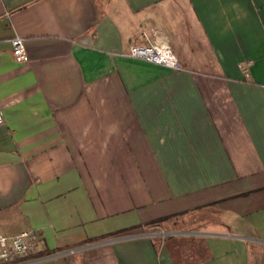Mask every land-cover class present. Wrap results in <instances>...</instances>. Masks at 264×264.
I'll return each mask as SVG.
<instances>
[{
    "label": "crops",
    "instance_id": "obj_1",
    "mask_svg": "<svg viewBox=\"0 0 264 264\" xmlns=\"http://www.w3.org/2000/svg\"><path fill=\"white\" fill-rule=\"evenodd\" d=\"M0 108L17 264H264V0H0Z\"/></svg>",
    "mask_w": 264,
    "mask_h": 264
},
{
    "label": "built area",
    "instance_id": "obj_2",
    "mask_svg": "<svg viewBox=\"0 0 264 264\" xmlns=\"http://www.w3.org/2000/svg\"><path fill=\"white\" fill-rule=\"evenodd\" d=\"M11 52L18 62L27 60V54L23 45V39L15 36L10 39ZM126 55L141 58L150 62L164 65L169 68H179V62L171 47L165 40H155L150 44L142 45L131 43ZM244 75H248V66H240ZM3 113L0 108V122ZM37 246V234L32 230L21 231L17 234L6 236L0 234V262L2 264H17L21 259L32 257Z\"/></svg>",
    "mask_w": 264,
    "mask_h": 264
},
{
    "label": "rangeland",
    "instance_id": "obj_3",
    "mask_svg": "<svg viewBox=\"0 0 264 264\" xmlns=\"http://www.w3.org/2000/svg\"><path fill=\"white\" fill-rule=\"evenodd\" d=\"M170 224H171V223H170ZM170 224L167 223L166 225H164V228L161 229V230L166 231V230H168V229H171L172 226H171ZM173 226H174V225H173ZM175 226H177V227H181V226H183V225L177 224V225H175ZM175 226H174L173 228H177V227H175ZM149 230H152V231H154V230L160 231V228H159V227L152 226V227L149 228Z\"/></svg>",
    "mask_w": 264,
    "mask_h": 264
}]
</instances>
